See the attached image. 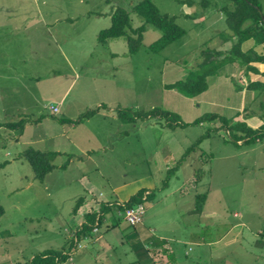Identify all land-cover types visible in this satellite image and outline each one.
<instances>
[{"label":"rangeland","instance_id":"rangeland-1","mask_svg":"<svg viewBox=\"0 0 264 264\" xmlns=\"http://www.w3.org/2000/svg\"><path fill=\"white\" fill-rule=\"evenodd\" d=\"M137 1L0 0V5L10 8L9 12L0 13L4 21L0 33V71H3L0 86L10 88L5 92L0 89V121L15 120L22 112L31 116L38 108L42 114L52 116L48 115V104L57 105V115L63 110L69 118L103 104L99 107L103 113L116 107L133 110L160 107L177 113L184 122L204 112L223 115L230 122L241 119L251 127L264 120L258 116L261 112L264 115V108L257 107L260 98L255 97L256 91L243 93L236 88L246 79L235 64L226 63L219 73L207 75V87L193 96L163 85L197 68L203 47H227L229 40L224 41L221 35L226 30L225 21L213 7L221 0H151L160 12L172 15L184 29L181 36L159 49L149 47L160 34L151 24L145 25L139 46L133 52L127 50L125 35L99 42L97 31L109 24L110 13L116 7L127 11L128 27L142 22L133 9ZM258 4L264 14V0H258ZM37 17H43L46 24ZM256 64L263 70L264 65ZM250 74V78L260 76ZM33 101L35 108L30 105ZM96 119L98 115L94 114L84 123L93 127ZM163 122L161 118H149L123 123L124 128L128 127L127 136L109 139L113 151H100L94 156L95 169L87 163L66 161V155L72 154L73 159L74 153L65 151L55 139L46 140L42 143L43 150L62 152L54 156V166L41 180L33 177L29 163L19 155L22 148L12 141L10 131L0 126V205L4 209L0 214V264H17L40 250L65 247L58 231L59 220L73 207L76 197L85 195L84 199L92 198L95 202H104L103 198L125 199L137 190L135 184L120 189H113V185L131 180L141 185L143 180L139 176L145 174L149 176L146 181L153 186L150 188L153 198L142 202L145 225L154 208L168 203L170 206L162 212L173 220L166 232L182 233L187 221L199 227L198 210L177 215L181 204L185 208H198L202 203L203 207L212 206L217 211L242 207L252 224L264 225V150L254 146L242 153L240 146L226 136L224 127L217 128L218 120L205 119L172 128ZM30 128L25 124L21 134L27 135ZM206 130L208 135L196 147L185 150ZM28 145L37 147L36 143ZM167 153L174 157L173 161L163 162ZM182 154L185 155L178 169L167 170L165 165L173 166ZM242 164L249 165L241 168ZM188 175L197 177L194 197L190 194L193 186L190 191L177 190ZM164 193L162 201L155 200ZM150 201L155 205L148 214ZM165 220L167 217H161L160 222ZM243 235L245 249L263 254L264 249L254 244L258 240L255 232L244 230ZM239 250L240 247L234 253L236 257ZM244 261L249 263L246 253Z\"/></svg>","mask_w":264,"mask_h":264},{"label":"crops","instance_id":"crops-1","mask_svg":"<svg viewBox=\"0 0 264 264\" xmlns=\"http://www.w3.org/2000/svg\"><path fill=\"white\" fill-rule=\"evenodd\" d=\"M8 9H10L9 5H0V13L9 12ZM37 19L43 21V23L45 21L43 17H37ZM3 24L4 21L2 17H0V33L2 30L1 27H4ZM45 24L46 23H44V25ZM256 63L255 65H258ZM258 70L261 71L259 68ZM250 73L253 75H260L256 72H248V75ZM0 75H3V71H0ZM260 76L255 79L262 80L263 78H260ZM0 89L5 92L10 88L0 86ZM244 90L248 89L241 88L239 91L244 93ZM62 96L63 95H60L59 98L61 99ZM35 103L36 101H33L30 105H33L35 108ZM49 105L50 104L47 106V112L49 113L48 115L52 116L42 114V112H39V108L36 109L35 113L31 114V116H29L30 114L24 115L23 112L22 116H17V118H25L23 126L27 124L31 127L27 135L21 134L22 128L19 130L3 126L10 131V138L12 141L17 142L21 148L29 146L28 144L30 143H36L37 147H33L43 150L42 143L44 144V141L55 139L57 142L59 141V144H61L60 146L65 148V151L74 153L75 158L73 159H76V161L69 159L70 163L75 164L79 161L80 165L87 163L95 169L97 161L94 162L92 158L97 156L100 151H113L114 147L110 146L109 139H114L116 136H123V138L127 136L128 127L124 128L123 123L113 117L111 109L107 108L105 113H103L99 111L100 108H98L96 112L82 120L72 121L73 118H70L71 121H67L65 118L69 117L63 113V110L61 111V115H57L59 113V107L54 105L56 106V111L52 112ZM94 114L98 115V119L94 122V126L91 127L92 124H85L84 122L89 120ZM60 118L63 120H60ZM245 120L249 123V119L246 118ZM75 123L79 125L76 126ZM258 124L259 121L254 123V126ZM37 127H40L41 130H36ZM7 135L9 136V134ZM238 146H240L242 153L253 150L254 146L258 147L257 150H264L259 140L246 145L239 144ZM57 151L59 153L62 152L61 149ZM171 156L170 153L165 154L163 162L167 159L173 161L174 157ZM248 165L249 164H242L241 168H245ZM165 166L166 168L170 167L167 164ZM179 166L180 164L176 166V169H178ZM241 176L244 178L243 174ZM139 177L143 180L141 185L137 183V180H131V182L127 184L121 182L120 184L113 185V189H120L125 185L135 184L137 189L142 187L145 189V192H149L150 188L153 186L151 182L146 181V179H149L148 174ZM196 181L197 177L195 178L194 176V178H191L190 175H188L177 190L180 191V189H183L184 191H190L193 186L194 189L190 191V194L194 197ZM98 194L100 195V193ZM165 195L166 193L155 198V200L162 201ZM150 197L153 198V196ZM73 198L75 197H72V199ZM84 198L85 195H83L75 211H73L72 207H69L59 220L58 231L63 237L65 247L69 242V234H72L75 227L77 225L79 226L84 220L83 214L88 210L96 209L100 203L97 202V200L95 202V199L92 200V198L91 200L89 198ZM103 199H105L104 202L110 204V208L103 213L102 224L93 229V232H91L92 235L80 240L79 243L76 244V247L79 248L78 251L58 264L64 262H68V264H132V260H135L137 253L139 257L147 256L146 258L151 260L153 264H264V252L263 254L252 252L249 249H245L243 246V234L244 230H246L250 234L255 232L258 240L254 242V244L264 249V239L261 237L264 236V225L255 226V224H252L251 220L243 213L245 211L242 207H234L231 208L230 211H227V209L217 211V209L211 208L212 206L203 207L202 203V206L200 205L198 208H192L190 206L185 208L181 207L183 206L181 204L177 207V215L184 216L198 210L200 225L197 227L193 222L187 221L185 222L187 228L183 226L184 231L177 234L169 230L166 232L167 225H172L173 217L166 216L162 211L170 206L169 203L168 205L161 206V208H154V214L149 217L147 225L142 222V217L138 223L129 225L124 221L119 211H116L112 206L113 202H122L125 199H120L118 197ZM162 203L166 204L167 202L163 201ZM154 205L155 202H149L147 206V211L149 209L148 214ZM161 217H167V220L160 222ZM68 230H70V232H68ZM258 233L260 236H258ZM65 247L61 245L60 248L65 249ZM238 247H240V250L237 254L238 257H236L234 253ZM73 250H75V248ZM143 253L145 255H143ZM245 253L249 259V263L244 261Z\"/></svg>","mask_w":264,"mask_h":264},{"label":"trees","instance_id":"trees-1","mask_svg":"<svg viewBox=\"0 0 264 264\" xmlns=\"http://www.w3.org/2000/svg\"><path fill=\"white\" fill-rule=\"evenodd\" d=\"M213 7L221 12L225 21L226 30L221 35L224 41L229 40L227 47L224 49L203 47L200 50L201 60L197 68L189 70L183 78L164 83V87L174 88L186 96L196 95L207 87V75L219 73V68L221 66L226 63H231L239 67L246 79L244 84H238L236 88L241 89L243 87L248 90L256 91L257 95L255 97L259 96L260 98L258 99L257 107L264 108V69L259 71L255 65L256 62L264 64V52L262 51L264 48V14L260 10L258 0H221L219 4H215ZM133 9L141 17L142 22L140 24L135 27H128L129 18L127 11L122 7H116L110 13L109 24L97 31L96 39L99 42H104L108 37L125 35L127 50L133 52L139 46L146 24H151L160 31L159 36L150 42L149 47L151 49H159L165 46L173 39L181 36L184 32V29L174 21L172 15L160 12L151 0H138L133 4ZM125 27H128V32L125 30ZM254 45H257L258 49H255ZM248 72L259 73L263 76V79H250ZM102 105L103 104H99L96 107L83 110L76 115V118H73L72 121H78L89 117ZM111 113L114 114V117L121 123H135L137 119L144 120L153 118L157 120L161 118L164 120L163 125L171 128L177 125L200 123L205 119L218 120L219 124L217 128L224 127L223 129L226 132V136L236 145H246L259 140L261 142V147L264 149V120L258 124V126L251 127L241 119L230 122V119L223 115L214 112H204L191 121L184 122L179 119L177 113L160 107L140 110H133L128 107H116L115 110H111ZM258 116L261 118L264 117L262 112L258 114ZM65 119L71 121L70 118ZM60 120L63 119L60 118ZM24 121L25 118L19 117L15 120L0 122V126L2 125L20 130L23 127ZM207 131L208 130L199 134L185 150L196 146L201 138L208 135ZM57 154H59V152L56 150L45 151L26 146L22 148L19 155L29 163L33 177L41 180L44 174L54 166L52 159ZM71 155L70 153L66 155V161L72 157ZM183 155L185 154H182L181 157L175 161L174 165L168 167L167 170L170 171L172 168L176 169V166L180 164V160L184 157ZM66 161L64 163H66ZM64 163H62V165H65ZM150 196H153L152 191L145 192V189L140 187L124 201L113 202L112 206L116 211H119V214L122 216L124 207L131 206L137 202H143V200L151 198ZM81 199L82 196L75 198L72 207L73 211H75ZM109 208V203L100 202L96 209L86 211L83 214L84 220L79 226L77 225L75 227L72 234L69 236V242L65 249H43L30 256L29 259L17 264H58L66 260L70 252L76 248V244H78L80 240L92 235L91 232H93V229L100 226L103 213ZM2 211L3 208L0 205V214ZM143 255L145 254L143 253ZM146 257L147 256L139 257L137 253L135 260H132V264H153V262Z\"/></svg>","mask_w":264,"mask_h":264},{"label":"built area","instance_id":"built-area-1","mask_svg":"<svg viewBox=\"0 0 264 264\" xmlns=\"http://www.w3.org/2000/svg\"><path fill=\"white\" fill-rule=\"evenodd\" d=\"M49 108L56 111V106L49 105ZM143 213V203L137 202L131 206H126L122 210L123 219L129 224H135L140 221Z\"/></svg>","mask_w":264,"mask_h":264},{"label":"clouds","instance_id":"clouds-1","mask_svg":"<svg viewBox=\"0 0 264 264\" xmlns=\"http://www.w3.org/2000/svg\"><path fill=\"white\" fill-rule=\"evenodd\" d=\"M143 214V213H142ZM142 217V216H141ZM141 220V219H140ZM138 223V222H137ZM131 225H134V224H131Z\"/></svg>","mask_w":264,"mask_h":264}]
</instances>
